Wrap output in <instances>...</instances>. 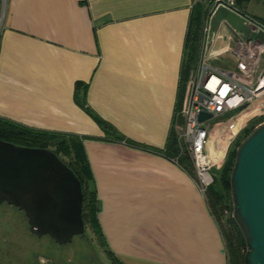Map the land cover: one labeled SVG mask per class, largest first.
Listing matches in <instances>:
<instances>
[{
  "label": "crops",
  "instance_id": "obj_1",
  "mask_svg": "<svg viewBox=\"0 0 264 264\" xmlns=\"http://www.w3.org/2000/svg\"><path fill=\"white\" fill-rule=\"evenodd\" d=\"M256 1L264 5L237 0L235 6L241 10ZM213 2H205L207 12ZM194 4L0 1V118L82 139L103 248L118 264H227L206 197L162 154L169 133L180 128L175 112ZM220 9L230 19L219 20ZM242 12L264 24V18ZM212 19L211 52L229 61L234 44L228 32L253 33L225 8ZM225 20L229 29L221 27ZM212 63L219 66V60ZM76 82L86 84L87 106L121 140L105 135L75 103Z\"/></svg>",
  "mask_w": 264,
  "mask_h": 264
},
{
  "label": "built area",
  "instance_id": "obj_2",
  "mask_svg": "<svg viewBox=\"0 0 264 264\" xmlns=\"http://www.w3.org/2000/svg\"><path fill=\"white\" fill-rule=\"evenodd\" d=\"M207 0H194L205 3ZM225 8L238 16L253 33L245 36L230 30L227 39L234 44L231 59H221L211 52L212 16L218 8ZM203 20L196 64L188 71L181 86L179 109L175 112L179 156L190 160L192 179L205 196L213 183L214 168L218 169L247 123L264 115V24L243 14L229 1L215 0ZM221 27L229 29L227 22ZM219 60L223 66H215ZM250 111H254L249 115ZM210 117L200 121L199 116ZM216 120L217 123H211ZM219 154L214 158V154ZM178 157L172 161L178 165Z\"/></svg>",
  "mask_w": 264,
  "mask_h": 264
},
{
  "label": "water",
  "instance_id": "obj_3",
  "mask_svg": "<svg viewBox=\"0 0 264 264\" xmlns=\"http://www.w3.org/2000/svg\"><path fill=\"white\" fill-rule=\"evenodd\" d=\"M209 117L201 114L199 120ZM230 181L233 219L249 248L248 263L264 264V123L237 147ZM2 203L22 211L37 237L63 245L84 233L80 182L48 149L0 140Z\"/></svg>",
  "mask_w": 264,
  "mask_h": 264
},
{
  "label": "trees",
  "instance_id": "obj_4",
  "mask_svg": "<svg viewBox=\"0 0 264 264\" xmlns=\"http://www.w3.org/2000/svg\"><path fill=\"white\" fill-rule=\"evenodd\" d=\"M236 1L237 0H234L235 3ZM207 6L208 5L205 3H195L192 7L187 26V32L185 35L184 55L179 90H181V86L187 76L188 71L196 64L200 44L201 26L208 13ZM180 96L181 95L179 92L176 109H179ZM74 100L75 103L81 107L85 113L105 132V135L110 138H114L113 140L122 139V136L119 135L112 126L103 121L87 106L86 84H83L82 82L75 83ZM258 118L259 120L261 119L260 122H264V115ZM176 121L178 124L181 123L180 119H177ZM250 133L251 131L249 125L243 130L240 136L245 139ZM240 136L233 145H236L237 142L240 141ZM0 140L7 143H12L16 146L48 149L52 151L73 172L81 185V215L84 227L89 226L103 244V236L97 219L99 201L97 199L96 190L93 184V176L83 150L82 139L73 134L28 128L7 119L0 118ZM128 143L130 145H136L131 141ZM162 154L166 158L172 160L178 157V165L189 176H193V169L188 157L186 155L179 156V147L175 132L171 131L169 133L167 141L162 150ZM235 157L236 149L234 148L227 155V158L220 170L215 173L216 180H214L213 183L207 188L205 194L208 206L216 222L217 218H220L223 211H232L233 202L231 196L230 177L234 166ZM228 223L231 227V236L224 235L223 231L219 227L225 242L227 264H249L247 259L249 248L245 243L243 236L233 219V216H229ZM107 255L111 257L113 264H118L109 251L107 252Z\"/></svg>",
  "mask_w": 264,
  "mask_h": 264
},
{
  "label": "rangeland",
  "instance_id": "obj_5",
  "mask_svg": "<svg viewBox=\"0 0 264 264\" xmlns=\"http://www.w3.org/2000/svg\"><path fill=\"white\" fill-rule=\"evenodd\" d=\"M0 1H3L4 3L6 0ZM229 1L232 2L233 7L236 8L234 0H226L228 3ZM260 4L261 3L257 1L250 2L245 7H242L241 10L236 9L241 13L245 10L258 17L264 18V5ZM217 16H219V20H223V18L227 20L228 18L230 19V15L224 9H220ZM227 20L225 21L227 22ZM212 23L213 19L211 25ZM219 66L224 67L222 63L219 64ZM253 112L249 115L253 114ZM258 117L259 116L253 117L249 120V123H247V126L250 125L251 132L264 123L260 122L261 119L259 120ZM211 123L216 124L217 121L212 120ZM243 140L242 136H240V141L229 148L221 166L225 162L229 152L234 148L237 149L240 142ZM221 166L218 169L214 168V175L220 170ZM229 216H233V206L232 211H223L220 218H217V222L224 235L231 236V227L228 223ZM0 264L113 263L108 258L107 252H105L103 248L102 241L98 239L89 226L84 227V233L82 236H75L70 243L60 245L52 241L46 235L37 237L31 234L28 230V224L24 213L11 205L2 203L0 205Z\"/></svg>",
  "mask_w": 264,
  "mask_h": 264
},
{
  "label": "bare ground",
  "instance_id": "obj_6",
  "mask_svg": "<svg viewBox=\"0 0 264 264\" xmlns=\"http://www.w3.org/2000/svg\"><path fill=\"white\" fill-rule=\"evenodd\" d=\"M252 112L253 111H250L249 114L252 113ZM219 154H222V153H217L216 155L214 154V158H218L219 157Z\"/></svg>",
  "mask_w": 264,
  "mask_h": 264
}]
</instances>
